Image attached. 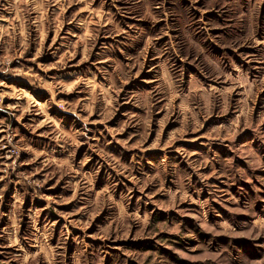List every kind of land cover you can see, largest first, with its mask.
<instances>
[{
  "label": "rangeland",
  "instance_id": "374dc122",
  "mask_svg": "<svg viewBox=\"0 0 264 264\" xmlns=\"http://www.w3.org/2000/svg\"><path fill=\"white\" fill-rule=\"evenodd\" d=\"M0 264H264V0H0Z\"/></svg>",
  "mask_w": 264,
  "mask_h": 264
}]
</instances>
